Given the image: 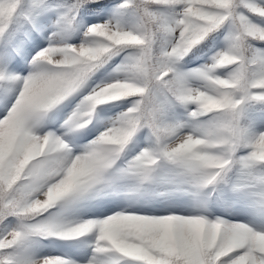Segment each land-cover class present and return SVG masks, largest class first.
Returning a JSON list of instances; mask_svg holds the SVG:
<instances>
[{"label": "snow or ice", "instance_id": "obj_1", "mask_svg": "<svg viewBox=\"0 0 264 264\" xmlns=\"http://www.w3.org/2000/svg\"><path fill=\"white\" fill-rule=\"evenodd\" d=\"M41 7H46L44 0L31 4L0 0V38H4L0 65L13 58L9 51L16 34L13 26L21 18L31 22L32 10ZM62 7L55 27L66 34L81 9L85 15H98L108 9V3L72 0ZM161 8H179L180 12L169 17L158 11ZM244 13L264 20V2L121 0L111 9V20L86 28L79 46L49 43L33 57L32 64L47 69L23 78L11 108L0 113V224L8 217L19 222L0 237V264H75L64 257L29 259L23 254L25 242L32 237L78 240L93 232L94 252L114 254L118 259L113 264H264V232L219 217L208 219L209 198L200 196L206 189L215 190L238 167L264 206V175L256 174L258 168L264 169V131L252 130V122H264V51L249 45V41L264 43V28L254 25ZM124 17L132 18L128 27L122 23ZM225 22L234 28L229 47L197 73L204 82L202 89L187 87L173 64ZM173 33L178 36L170 51H157L158 42ZM122 52H129L120 69L123 80L94 90L63 125L73 132L83 130L98 105L137 98L115 126L73 158L61 137L33 133L36 121ZM221 68L232 70L220 78L215 72ZM167 98L194 106L188 112L193 122L190 133L181 134L184 125L163 123L161 111ZM246 110H251L252 121L243 126ZM142 129L147 130L152 146L130 161L122 175L138 185L154 183L159 179L158 169L166 163L171 166L169 182L175 183L177 190L180 184L196 190L195 214L121 211L75 226L55 219L28 222L58 202L94 198L95 187L109 183L110 170ZM92 264L102 262L94 260Z\"/></svg>", "mask_w": 264, "mask_h": 264}, {"label": "rangeland", "instance_id": "obj_2", "mask_svg": "<svg viewBox=\"0 0 264 264\" xmlns=\"http://www.w3.org/2000/svg\"><path fill=\"white\" fill-rule=\"evenodd\" d=\"M251 2L259 4L264 2V0H251ZM115 6L116 5H113L107 11H103L97 16H94L93 19L90 18L89 15L76 19V21L72 22L75 27L74 29H76L73 34H69V31L66 34H61L55 27L56 22L62 13L60 10H43L36 20L38 39H35L37 36L29 35L28 32L26 33L29 39V44H32L33 42L35 43V46L32 48L33 53L30 54L29 51L22 52V60L25 62H32L33 57L42 48L48 47L49 43H52L54 46H63L64 43L72 46H79L84 42V32L86 28L92 24H103L106 21L111 20V9ZM168 12H170L168 15H164L174 17L180 12V9H170ZM248 19L257 27L264 28V20H261L254 15H250ZM132 22L131 17H124L122 20L125 27H128ZM233 32L232 28L227 27L222 32V37H215L213 39L215 45H213L210 51L204 53L200 57L199 61H197L199 62L198 64L193 65L189 60L187 61L189 66L183 67V65L178 64L177 62L173 64L174 72L178 76L183 77L184 83L187 87L200 89L204 87V82L199 79L197 73L205 67L211 65L213 57H215L218 53H222L227 50ZM177 36L178 33H173L172 35L164 37L160 42H158V48L170 51ZM127 55H129V53ZM31 62L26 69L27 72L22 73V69L16 71V73H18L16 74L18 79L13 80L11 78L14 76L7 75L5 84L0 85V90L3 92V94L0 95V103H4V114H6L11 108L12 103L18 96V93L22 88L23 78L27 77L30 73L47 69V66L45 65L37 66ZM17 66L14 62H10L8 67L14 68ZM120 69L119 66H117L113 70L102 74L95 80L94 83L90 85L87 84L81 94L73 97L54 116L53 119L55 121L51 119H49L46 123L40 122V119L36 121L32 128L33 133L40 136H43L46 133H51L61 137V139L68 145L69 158L82 155L91 142L96 140L107 129L115 126L118 118L121 114L127 112L132 107L133 102L121 101L110 108H99L94 111V119H92L91 124L87 126L88 129L84 131L86 133L85 135L83 130L73 132L70 131L67 126L63 125H65V121L73 114L74 111L78 109V107H83L82 101L94 90L114 82L122 81L124 74ZM215 75L220 78H225L227 76V71L218 69L216 70ZM168 104L170 106L169 110L163 109L162 107L161 119L163 123L171 126L184 125V127L180 129L181 134L190 133L192 131L193 122L189 120L188 112L192 111L194 106H182L176 103ZM252 130L264 131V122H252ZM148 142L149 137L146 134L139 135L138 139L127 148L126 156L128 157L125 160V163L128 164L141 151L149 148ZM170 169V167H166L164 164L158 171L157 174L159 179L155 182H158L159 187L163 186V190H156L154 195L155 197L153 198H144L139 201L138 204L132 201L124 200V197L128 199H135L134 197L138 195V192H135L132 187V182H135V180L124 177L121 173L119 175V180L116 183L114 182V178L109 176V183L100 184L95 187L91 193L94 198L86 199L85 201L84 199H80L77 203L74 201L73 203L71 202L67 204L59 211L58 216L54 219L61 224L75 226L78 223L88 220L103 219L106 216L112 215L114 212H121V209H125L123 211L125 213H135L140 215H167L169 212H174L177 215L195 214L198 206L197 196L195 195L196 190L184 184H182L183 186L181 189L179 187V190H177L176 184L169 182L171 177ZM258 175L262 174L258 173ZM125 180H127L129 186ZM228 187L230 189L225 194H222V203L227 209L222 211L217 208H210L207 213V218L214 219L219 217L229 222L246 224L254 231L264 232V206H261L260 204L259 197L256 195V189L247 186L246 177L243 175L241 170H236L234 172ZM102 190L111 191V194H109V192L106 193L107 196H111L110 200L119 205L111 207V204L113 206L116 204L105 202L104 197H101L100 192ZM96 193L99 194L100 198L98 199L99 203L96 204V208H93L87 203L95 199V196L97 195ZM150 194L152 193H149V195ZM70 211H74L72 216L69 215ZM15 228H17V226L15 223L11 222L7 229V233ZM51 240L50 244H43V242L33 239L30 241L23 254L29 259L64 257L75 261V264H92L94 260L100 261L102 264H113V262L118 259H115L116 256L114 254L99 255L94 252V232L76 240L75 242L62 243L55 238ZM121 264H127V262L123 261Z\"/></svg>", "mask_w": 264, "mask_h": 264}, {"label": "trees", "instance_id": "obj_3", "mask_svg": "<svg viewBox=\"0 0 264 264\" xmlns=\"http://www.w3.org/2000/svg\"><path fill=\"white\" fill-rule=\"evenodd\" d=\"M101 2H107L108 3V6H109L111 4L112 5H118L119 3H121V0H101ZM25 3L26 4H31V0H25ZM44 3L46 5V7H48V6H54V7H60L62 9H64L62 6L63 5H67V4H71L72 3V0H44ZM43 8H45V7H41V8H37V9L32 10V12H31L32 19L35 17L36 13L40 9H43ZM169 10L170 9H164V8L158 9V11H160L161 13L166 14V15H168L170 13V12H168ZM28 11H29V9L26 8L25 9V12H28ZM81 14H83V9H81L80 13L76 15V17H75V19L73 21H76V19ZM244 14L246 16L250 17V15L248 13H244ZM24 21L25 20L23 18H21L20 21H19V23L13 26L16 29V34H15L14 38L11 41V45H10L9 51L12 52V55L13 56L15 55V58L17 57V55H16V51L14 50V43H15V41H17L19 39V37L21 36V34H23V32L25 30V27L23 26ZM227 27L232 28V30L234 31V28L231 25V23L230 22H225L218 30H216L213 33H211L205 40H203L200 44H198L197 46H195L187 55H185L183 57V59L177 61V63L178 64H181V65H187V61L188 60L191 63H194L197 59L199 60L200 57L204 53L210 51L211 48L213 47V45H215V42L213 41V39L215 37H217V36H220L222 34V32L224 31V29L227 28ZM74 28L75 27L72 24L71 27H70V29H69L70 34H73L76 31V29H74ZM3 43H4V38H0V45H3ZM249 45H250L251 48H253V49L257 50V51L258 50H264V43H259V42H256V41H249ZM156 49H157V51L160 50L158 48V44L156 46ZM120 55H121V53L119 55L113 56L111 59H109L107 61V63H105L101 67H99L76 92L72 93L69 97H67L65 100H63L58 105H56L47 114L50 115L55 108H57L58 106H60L67 99L73 97L78 92H80L88 83L93 82L97 78V74L102 75V74H105V73L109 72L111 70L112 66H115V63L117 62L116 59H118V57ZM126 62H127L126 60L123 61V64L126 63ZM18 64H19L18 66H20V63H18ZM221 69L224 70V71H227V75L232 70L231 68H221ZM0 72L3 73V75L5 76V79H6V76L7 75L14 76L13 74L10 73V70L7 68V65H0ZM2 84H4V82L2 83V81L0 80V85H2ZM1 94H3V92L0 90V95ZM124 99L127 100V101H129V100L133 101L134 99H137V98H124ZM110 102H114V101H110ZM164 108L166 110H169L170 109V108L166 107V104H165V107ZM251 121H252V113H251V110H246L245 117L242 120V125L243 126H248ZM144 130L148 134L147 130L146 129H144ZM152 143H153V141L150 142L149 148L152 146ZM121 156H122V153H121ZM164 164H165L166 167H170L171 168V166L167 165L166 163H164ZM164 164H162V165H164ZM162 165H161V167H162ZM159 170L160 169H158V171ZM236 170H240V169L238 167L233 168V170L231 172H229V174L225 178V181L224 182L218 184L215 187V190H213L212 188H209V189L204 190L202 193H200L201 197H207V194L213 195L212 193L213 192H216V191H221L223 193H226L227 190L229 189V187H227V185L230 182V177L234 174V172ZM258 173L264 175V169H259L258 168L256 170V174L258 175ZM120 174H121V171H119V172L116 171L115 172V175L112 177V178H114V182L115 183L119 180V175ZM126 183L129 186V183L127 181H126ZM182 186H183L182 184L179 186L180 189H181ZM132 187H133V190L135 192H138L139 194L142 193L143 196H147L150 193V189L149 188H151V187H153L157 191H162L163 190V186L162 187H159L158 186V182H154V183H150V184H144V185H138L137 182L135 181V182H132ZM75 201L77 203V202L80 201V199H77ZM69 203H71V202H65V201L58 202L57 205H55L54 207L50 208L48 211H46L45 213H43L42 216L37 217L36 220L28 221V222L29 223H36V222H39V221H46V220L54 219L56 216H58L59 211L63 207H65L67 204H69ZM73 214H74V211H70L69 212V215L70 216H72ZM11 222L15 223V225L18 227V223H19L18 220L16 218H14V217H8L2 224H0V237H2V236H4V235L7 234V229H8V227H9V225H10ZM33 239H37L38 241L43 242V244L44 243L45 244H47V243L50 244L51 243V240H49V241H46V240L53 239V238L44 239V238H40V237H32V238H30L29 240H27L25 242L23 252L27 249L30 241L33 240Z\"/></svg>", "mask_w": 264, "mask_h": 264}]
</instances>
